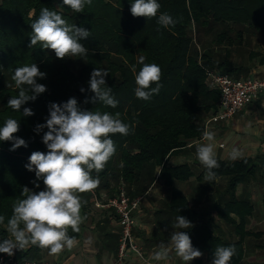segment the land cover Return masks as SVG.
Returning a JSON list of instances; mask_svg holds the SVG:
<instances>
[{
  "label": "trees",
  "instance_id": "16d2710c",
  "mask_svg": "<svg viewBox=\"0 0 264 264\" xmlns=\"http://www.w3.org/2000/svg\"><path fill=\"white\" fill-rule=\"evenodd\" d=\"M133 2L92 0L83 13H76L63 5V0H0V127L6 119H16L20 130L15 135L27 143V147L10 151L12 142L0 141V215L5 217L0 224V242L10 239L7 222L13 214V205L26 198L23 188L30 190L28 194L45 190L42 179L37 180L35 172L25 167L34 151H48L42 141L48 129L37 133L36 125L46 123L50 103L63 104L76 98L82 110L112 115L119 112V119L130 126L127 136L110 137L116 147L115 155L103 171L91 173L94 179H99L97 190L115 191L111 199L125 189L133 201L153 185L156 168H163L157 179L170 189L171 213L192 223L193 227L186 232L191 234L193 247L199 248L209 263L214 260L216 248L234 247L235 255L229 264H241L245 239L252 234L246 230V219L253 208L249 201L236 196V189L257 181L259 165L251 158L231 164L217 160L216 178L228 179V198L216 203L214 211L218 217L222 215L238 236L237 241H231L214 225L211 213L189 207L187 198L175 188V182L193 177L188 165L169 167L168 160L201 140L205 122L219 110L220 92L211 84L209 75L234 80L250 76L251 66L236 63L233 55L252 38L264 37V0H157L160 10L157 17L150 19L133 17L130 11ZM43 8L61 14L68 24L90 31V37L81 41L88 49L85 57L59 59L54 51L42 49L39 43L29 48L31 24ZM161 13L172 16L175 25L160 26L157 20ZM141 58L143 63L156 64L162 70V87L148 101L135 95V76L143 67ZM247 61L264 65V54L250 51ZM34 63L46 73L37 82L45 85L47 91L23 105L21 112L14 111L7 105L19 91L12 79L14 70ZM96 68L108 71L105 87H111V95L118 101L116 108L100 101L91 102L95 94L88 82ZM81 88L85 91L81 92ZM24 107L31 108L34 115L23 117ZM231 215L239 217V224ZM71 230L68 229V235L74 240L78 233ZM41 251L42 248L31 246L22 260L39 261ZM193 260L195 264H203V258Z\"/></svg>",
  "mask_w": 264,
  "mask_h": 264
},
{
  "label": "clouds",
  "instance_id": "9594fccd",
  "mask_svg": "<svg viewBox=\"0 0 264 264\" xmlns=\"http://www.w3.org/2000/svg\"><path fill=\"white\" fill-rule=\"evenodd\" d=\"M91 4L92 0H63V5L76 13H83L85 6ZM160 7L157 0H134L130 11L133 17L150 19L157 17ZM157 23L163 27H171L176 21L168 13H161ZM31 29L33 34L30 36L29 48L39 43L42 49L54 51L59 59L87 55L88 49L81 41L90 37V31L76 24H68L56 11L43 8L39 18L31 24ZM140 63L143 67L135 76V95L138 99L148 101L162 87V70L156 64L143 63V58ZM132 71L136 72L135 66H132ZM108 74L104 69L96 68L92 71L88 83L95 95L91 102L100 101L108 107L116 108L118 101L111 95V87H105V77ZM45 77L46 73L41 72L35 63L17 67L12 79L19 90L18 95L12 96L7 105L14 111L21 112L23 105L35 101L47 91L45 85L37 82ZM80 90L85 91L83 88ZM88 102L86 99L85 103ZM22 114L23 117H29L34 112L31 108L24 107ZM119 116V112L112 115L108 112L82 110L76 98H69L63 104L50 103L46 123L35 127L37 133L44 128L48 129L42 137L48 151H34L29 157V163L25 165L28 171L35 172L37 180L42 179L45 190L38 193L31 191L28 194L30 190L23 188L26 198L13 205V214L7 222V230L12 239L0 242V254L12 256L14 250L26 251L31 246H38L49 249L50 254L55 255L66 246H73L74 240L68 235V229L78 232L79 225L85 219L81 216V196L94 191L99 185V179H94L91 173L95 171L99 174L115 155L116 147L110 137L115 134L127 136L130 133V126L122 122ZM19 130L20 123L13 118L6 119L4 126L0 127V141L12 142L10 151L21 146L27 147L26 141L15 135ZM204 139L209 143L197 146V158L206 169L205 181L210 183L216 179L214 169L219 164L212 143L213 134L205 131ZM239 155V151L233 149L230 157L235 160ZM162 171L163 168L158 169L157 174ZM4 220L5 217L0 215V224ZM174 227L189 229L193 225L180 215ZM170 245L171 247L161 244L153 259L167 260L173 249L176 256L186 264L203 255L193 247L186 231L173 232ZM234 255V247H218L212 264H229Z\"/></svg>",
  "mask_w": 264,
  "mask_h": 264
},
{
  "label": "crops",
  "instance_id": "0c3cea01",
  "mask_svg": "<svg viewBox=\"0 0 264 264\" xmlns=\"http://www.w3.org/2000/svg\"><path fill=\"white\" fill-rule=\"evenodd\" d=\"M260 67H264V65H260ZM248 78L264 81V77L253 73ZM208 132L214 136L212 143L218 161L231 164L251 158L259 165L257 181H251L244 186L240 185L236 189V196L249 201L253 208L252 214L246 219V230L252 234L245 239V254L241 264H264V177H262L264 174V94L256 96L232 120L213 122ZM224 140L227 143L232 142V146L226 147ZM208 143L209 141L204 137L193 142L184 150L172 155L168 160V166L188 165L193 177L188 181L175 182V188L187 198L189 207L200 213H211L214 225L223 228L229 227L222 219V215L218 217L214 211L216 203H223L228 198L226 194L228 179L220 177L210 183L205 181L206 170L202 171V164L197 158V146ZM233 149L240 153L239 158L235 160L230 157ZM160 168H156V180L146 194L133 200L138 202V207L132 215L133 234L143 248L148 263L141 262L132 255L120 258L121 228L117 215L114 210L102 206V202L109 200L115 191L111 192L109 189L98 191L97 188L81 196L83 202L81 216L85 219L79 225L78 237L74 239L73 246L71 248L66 246L63 251L55 255L50 254L49 249H42L39 261H26L51 264H186L176 256L174 249L169 252L167 260L153 259L154 253L160 250L161 244L171 247L170 238L173 232L188 230L174 227L178 216L171 213L170 210V189L157 179L159 175L157 170ZM259 176L261 177L259 178ZM255 183L259 185L257 188H263L261 207L254 203L253 184ZM213 184L215 186H212ZM216 184H220V186ZM120 187H124L123 184ZM124 193L127 196L126 190ZM255 213L257 216L260 215L258 221L254 220ZM231 218L239 224L238 216L231 215ZM249 226L253 229H248ZM258 226H262V230L255 231L254 228ZM71 232L75 233L73 230ZM188 235L191 238V234ZM224 238L231 241L238 240V236L232 228L229 236ZM28 249L26 251L19 250L21 259L24 258ZM200 258L202 259V256ZM188 264H195V261L192 260ZM203 264H205L204 260Z\"/></svg>",
  "mask_w": 264,
  "mask_h": 264
},
{
  "label": "built area",
  "instance_id": "2783aa9c",
  "mask_svg": "<svg viewBox=\"0 0 264 264\" xmlns=\"http://www.w3.org/2000/svg\"><path fill=\"white\" fill-rule=\"evenodd\" d=\"M210 82L220 92V104L218 112L205 122V131L210 130L213 122L229 121L249 104L259 94H264V81L258 79L234 80L228 76L210 74ZM204 137V136H203ZM103 208L112 209L117 215L121 228L119 255L123 259L126 255H132L137 260L148 263L143 248L136 241L133 234V213L138 207V202L131 201L123 190L119 194L106 201ZM12 239V237H10ZM0 264H51L46 262H27L20 258L19 250H14V255L0 256Z\"/></svg>",
  "mask_w": 264,
  "mask_h": 264
},
{
  "label": "rangeland",
  "instance_id": "374dc122",
  "mask_svg": "<svg viewBox=\"0 0 264 264\" xmlns=\"http://www.w3.org/2000/svg\"><path fill=\"white\" fill-rule=\"evenodd\" d=\"M250 51L261 52V53L264 54V37H260V38L254 37V38H252L251 39V42L248 45H246L244 47H241V48H238L237 51L235 52V54L233 55L234 61L236 63H239V64H247V65H250L251 66V74L250 75H252V73H253L255 75L257 74V75H260L261 77H264V76H262V75H264L263 74L264 67H260L258 61H255L253 64H251V63H249L247 61L248 54H249ZM224 144L226 145V147H231L232 146V142L227 143L226 140H224ZM205 170H206L205 167L202 165V171H205ZM260 177L261 176H259V178ZM262 177H264V174H262ZM216 185H218V184H216ZM212 186H215V185L213 184ZM218 186H220V184ZM258 186L259 185L257 183L253 184V187L255 189L254 190V194H253L254 195V203L258 207H261V203H262L261 200H262L263 188L262 187L257 188ZM208 204H210V203H208ZM259 216H257V213H255L254 214V217H255L254 220L255 221H258V217ZM217 227H219V226H217ZM219 228L223 231V234L224 235L225 234L226 235L230 234V231L231 230H230L229 227H224V228L223 227H219ZM251 228L253 229V227H251V226L248 227V229H251ZM213 229H215V228H213ZM254 229H255V231L262 230V226L255 227ZM224 230L226 231V233H225ZM214 232H215L216 235H220V233H219V231L217 229H215ZM202 258H203L205 264H212V263H209L208 262V257L206 255L202 256ZM118 261H119V257H118Z\"/></svg>",
  "mask_w": 264,
  "mask_h": 264
}]
</instances>
